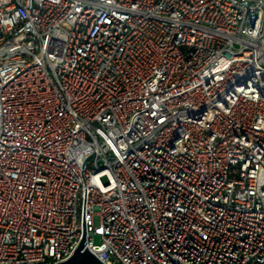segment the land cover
Listing matches in <instances>:
<instances>
[{
  "label": "built area",
  "instance_id": "built-area-1",
  "mask_svg": "<svg viewBox=\"0 0 264 264\" xmlns=\"http://www.w3.org/2000/svg\"><path fill=\"white\" fill-rule=\"evenodd\" d=\"M84 231L104 264H264V0H0V264Z\"/></svg>",
  "mask_w": 264,
  "mask_h": 264
},
{
  "label": "water",
  "instance_id": "water-1",
  "mask_svg": "<svg viewBox=\"0 0 264 264\" xmlns=\"http://www.w3.org/2000/svg\"><path fill=\"white\" fill-rule=\"evenodd\" d=\"M85 243L86 233L84 231L80 243L74 250L73 254L67 260L56 264H104L87 250V247L84 249Z\"/></svg>",
  "mask_w": 264,
  "mask_h": 264
},
{
  "label": "rangeland",
  "instance_id": "rangeland-1",
  "mask_svg": "<svg viewBox=\"0 0 264 264\" xmlns=\"http://www.w3.org/2000/svg\"><path fill=\"white\" fill-rule=\"evenodd\" d=\"M95 241H96V242H99V238H98V237H95Z\"/></svg>",
  "mask_w": 264,
  "mask_h": 264
}]
</instances>
